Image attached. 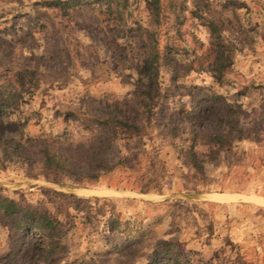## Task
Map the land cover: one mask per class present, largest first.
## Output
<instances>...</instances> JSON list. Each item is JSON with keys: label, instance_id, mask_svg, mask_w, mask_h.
I'll list each match as a JSON object with an SVG mask.
<instances>
[{"label": "rangeland", "instance_id": "1", "mask_svg": "<svg viewBox=\"0 0 264 264\" xmlns=\"http://www.w3.org/2000/svg\"><path fill=\"white\" fill-rule=\"evenodd\" d=\"M55 1L0 0V195L47 214L57 243L11 256L0 224V264H264V0H159L153 123L114 141L113 169L87 187L43 168L27 138L86 143L76 117L131 96L151 0ZM206 91L239 108L241 139L209 147L180 122Z\"/></svg>", "mask_w": 264, "mask_h": 264}, {"label": "trees", "instance_id": "2", "mask_svg": "<svg viewBox=\"0 0 264 264\" xmlns=\"http://www.w3.org/2000/svg\"><path fill=\"white\" fill-rule=\"evenodd\" d=\"M105 1L110 7L108 10H112V1ZM85 2L94 3L92 0H67L63 3L55 1L62 9H79ZM146 8L149 11V21L146 26L135 23V30H138L139 53L137 57L130 58L136 76L133 93L122 101L100 100L94 113H85L76 117L81 121L84 129L93 133V138L86 143L76 142L70 138L62 140L43 136L27 138L28 143L40 146L37 155L43 168L63 174L74 186L87 187L98 183L113 169L114 164L106 158V153L112 147L113 142L122 138L128 140L138 137L153 123L160 96L159 52L155 31L159 25V0L147 1ZM118 10L120 7L117 8V14L122 18ZM115 22L122 31H128V26L122 19ZM129 30L132 31L134 28L129 27ZM219 64L216 62L214 71H212L214 76L222 73ZM216 78L219 79V76ZM199 97L202 100L193 108L185 110L180 116V122L190 124L189 131L193 138L200 140L204 145L218 148L229 145L233 140H239L244 136L245 130L235 123L238 107H233L222 97L207 91ZM211 100H214L218 107L210 103ZM168 117L169 122L164 127L169 126L170 131L168 132L171 133L177 128L172 127L173 114ZM17 149L24 150L25 148L18 142L14 143V150ZM0 224L12 230L13 237H15L9 253L11 256L15 255L18 249L22 251L24 245L31 244V249L35 253L41 249L53 252L54 245H57L53 239L56 234L53 229L54 222L47 214L23 208L1 195ZM20 234H23L24 238L19 243L17 236Z\"/></svg>", "mask_w": 264, "mask_h": 264}]
</instances>
